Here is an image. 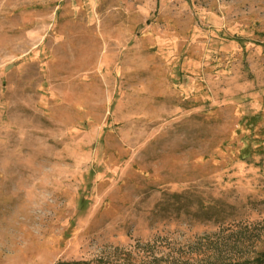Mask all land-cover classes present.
<instances>
[{
    "label": "rangeland",
    "instance_id": "rangeland-1",
    "mask_svg": "<svg viewBox=\"0 0 264 264\" xmlns=\"http://www.w3.org/2000/svg\"><path fill=\"white\" fill-rule=\"evenodd\" d=\"M263 259L264 0H0V264Z\"/></svg>",
    "mask_w": 264,
    "mask_h": 264
},
{
    "label": "trees",
    "instance_id": "trees-1",
    "mask_svg": "<svg viewBox=\"0 0 264 264\" xmlns=\"http://www.w3.org/2000/svg\"><path fill=\"white\" fill-rule=\"evenodd\" d=\"M264 263V259L262 261H260V264ZM58 264H70V263H58Z\"/></svg>",
    "mask_w": 264,
    "mask_h": 264
}]
</instances>
